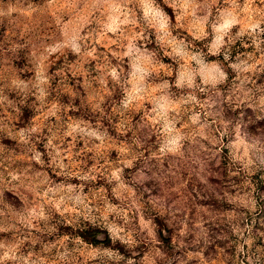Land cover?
<instances>
[{
	"label": "rangeland",
	"instance_id": "rangeland-1",
	"mask_svg": "<svg viewBox=\"0 0 264 264\" xmlns=\"http://www.w3.org/2000/svg\"><path fill=\"white\" fill-rule=\"evenodd\" d=\"M0 264H264V0H0Z\"/></svg>",
	"mask_w": 264,
	"mask_h": 264
},
{
	"label": "trees",
	"instance_id": "trees-1",
	"mask_svg": "<svg viewBox=\"0 0 264 264\" xmlns=\"http://www.w3.org/2000/svg\"><path fill=\"white\" fill-rule=\"evenodd\" d=\"M96 232H97L96 230L90 229V230H87L86 232H82L81 237L95 244V243H98V239H96V236H95Z\"/></svg>",
	"mask_w": 264,
	"mask_h": 264
}]
</instances>
